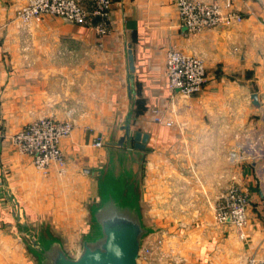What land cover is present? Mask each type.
I'll list each match as a JSON object with an SVG mask.
<instances>
[{
  "label": "crops",
  "instance_id": "obj_1",
  "mask_svg": "<svg viewBox=\"0 0 264 264\" xmlns=\"http://www.w3.org/2000/svg\"><path fill=\"white\" fill-rule=\"evenodd\" d=\"M25 1L0 0V230L46 218L77 225L82 238L102 183L125 187L147 228L144 242L161 239L164 252L178 249L184 264L264 258V0H205L230 3L243 20L199 32L182 26L176 0H114L111 32L101 39L90 27L41 15L29 41L9 40L10 29L22 28L8 21ZM169 49L204 60L200 93L169 88ZM42 116L74 123L60 142L63 174L56 165L36 169L11 140ZM137 132L148 136L144 148L135 147ZM238 141L248 142L250 157L233 164L227 154ZM228 184L249 197L243 237L215 219V200Z\"/></svg>",
  "mask_w": 264,
  "mask_h": 264
},
{
  "label": "built area",
  "instance_id": "obj_2",
  "mask_svg": "<svg viewBox=\"0 0 264 264\" xmlns=\"http://www.w3.org/2000/svg\"><path fill=\"white\" fill-rule=\"evenodd\" d=\"M114 0H26L19 6L16 14L24 22L30 23L40 15H53L76 24L94 29L102 38L111 31V12ZM179 19L189 32H199L206 28L231 27L243 20V17L218 2L205 0H176ZM166 73L168 85L172 91L183 95L200 93L207 81V69L204 60L197 55H186L176 49L166 53ZM161 121L160 117H156ZM170 124V122H168ZM74 123L71 118L56 119L50 116L39 117L25 124L13 136L14 145L19 152L32 158L36 169L46 172L56 165L59 173L65 172L67 159L60 147L63 138L71 135ZM103 145L99 139L95 143ZM249 144L240 141L230 148L227 157L233 164L241 163L250 157ZM248 194L238 184H228L218 195L214 203L215 219L219 224L231 223L240 232L248 221ZM162 240L143 245L140 261L154 264H184L180 253L170 248L166 253L162 249ZM245 264H264V258L250 257Z\"/></svg>",
  "mask_w": 264,
  "mask_h": 264
},
{
  "label": "water",
  "instance_id": "obj_3",
  "mask_svg": "<svg viewBox=\"0 0 264 264\" xmlns=\"http://www.w3.org/2000/svg\"><path fill=\"white\" fill-rule=\"evenodd\" d=\"M130 70L134 59L129 51ZM254 103L257 95H253ZM127 128V133H128ZM123 136L118 145L126 139ZM147 134L137 132L135 147L144 148ZM100 202L90 209L92 227L82 236L77 255H70L61 240L50 233L40 236L34 247L39 264H141L140 254L147 228L143 224L140 208L131 199L126 188L99 184Z\"/></svg>",
  "mask_w": 264,
  "mask_h": 264
},
{
  "label": "rangeland",
  "instance_id": "obj_4",
  "mask_svg": "<svg viewBox=\"0 0 264 264\" xmlns=\"http://www.w3.org/2000/svg\"><path fill=\"white\" fill-rule=\"evenodd\" d=\"M23 4H20L17 6L19 7ZM17 6L15 7V16L12 17L8 22L13 23L14 26L19 25L20 28H22L21 29L22 33H21L20 29H10L9 40H12V41L21 40L22 42L29 41L31 36H32V34L30 33V30H31V27L33 26V21L36 18H34L30 23H24L16 14V11L18 9ZM51 16H53V15H51ZM56 17H59V16H56ZM71 23H73V22H71ZM74 24H76V23H74ZM77 25H80V24H77ZM33 120H35V119H33ZM13 135H11V140H12ZM12 142H13V140H12ZM14 146L18 150L17 146L16 145H14ZM47 172H48V170L44 173H47ZM60 178H62V177H60ZM62 203H64V201H62L60 199V207L62 206ZM54 204H57V203H54ZM145 215H146L145 216L146 220L149 221L147 219V211H145ZM50 221H51L50 219L46 220V218H45L44 221H42L39 225L27 224L24 222L23 224L18 223L19 225L14 226V227L9 228V229H6V228L2 229L1 228V230H0V252H3L5 254V256L3 257L2 255H0V264H28V263L39 264L37 257H36V252L34 250V247L37 244L34 242H38L41 235L45 236V235H48L50 233L54 234L55 236H57L61 240L65 249L69 252L70 255H72V256L77 255L79 247H80V242H81V240H80L81 237H79V234L82 232V229H79V227L77 225H74V226H71V225L70 226H68V225L57 226V225L50 224L51 223ZM89 226H90V224H89ZM88 228H89L88 225H86L85 227H83V231H85ZM90 230H91V227H90ZM88 232H90V231H88ZM4 234H10L12 236L9 239H1L4 237ZM64 236L67 239L62 240L60 237H64ZM155 239H149L144 243H146L145 245H149L150 243H156L159 240V238L156 240ZM163 244H162V247H163ZM176 251L179 252L178 249H176ZM25 253H27L28 255L31 256V259H29V262L26 261ZM10 254H13V255L8 256ZM21 255L23 256V258L21 257ZM166 262H168V260ZM171 262L172 261L169 260L168 263L172 264ZM148 264H151V263H148ZM152 264H154V263H152Z\"/></svg>",
  "mask_w": 264,
  "mask_h": 264
}]
</instances>
